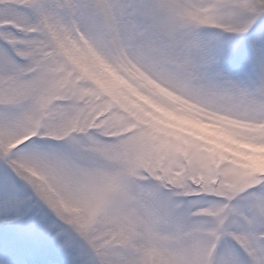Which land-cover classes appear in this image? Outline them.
Segmentation results:
<instances>
[{"label": "snow or ice", "instance_id": "snow-or-ice-1", "mask_svg": "<svg viewBox=\"0 0 264 264\" xmlns=\"http://www.w3.org/2000/svg\"><path fill=\"white\" fill-rule=\"evenodd\" d=\"M0 264H264V0H0Z\"/></svg>", "mask_w": 264, "mask_h": 264}]
</instances>
